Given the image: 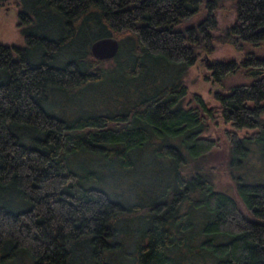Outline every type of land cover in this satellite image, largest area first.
I'll return each mask as SVG.
<instances>
[{
  "label": "trees",
  "instance_id": "1",
  "mask_svg": "<svg viewBox=\"0 0 264 264\" xmlns=\"http://www.w3.org/2000/svg\"><path fill=\"white\" fill-rule=\"evenodd\" d=\"M223 1L12 0L23 44L0 43V264H264V178L232 173L244 211L205 170L182 171L215 144L212 108L196 92L182 103L181 81L213 40L243 56L211 59L212 79L246 77L214 92L220 116L253 128L226 130L228 166L251 146L264 160V56L245 48L264 41V0H230L212 34ZM103 36L117 50L95 58Z\"/></svg>",
  "mask_w": 264,
  "mask_h": 264
},
{
  "label": "rangeland",
  "instance_id": "2",
  "mask_svg": "<svg viewBox=\"0 0 264 264\" xmlns=\"http://www.w3.org/2000/svg\"><path fill=\"white\" fill-rule=\"evenodd\" d=\"M230 0L223 1L221 7L214 9L216 18V28L211 29L212 34H216L219 30L229 25L234 19V11L229 6ZM203 3L200 4L199 11L187 20V23L197 22L203 15ZM17 8L12 0H0V43L21 46L23 44V36L20 32L18 19L16 15ZM213 49L209 53H205L201 49H197V56L194 62L186 67L181 76V81L185 84L186 90L182 98V103H193L192 94L198 93L207 106L212 108L211 116L205 120L206 126L202 134L211 136L215 140V144L204 154L197 158L188 160L183 166L182 171H190L194 167L205 170L209 173L216 188L230 193L239 203L241 208L245 210L244 205L240 201L234 188V174L237 172H248L264 178V160L261 159L255 148L251 146L241 159L240 165L231 169L228 166V140L226 130H233L237 135L250 132L252 127H234L229 120H225L219 113V101L215 97L214 92H223L229 84L245 80L246 77L241 74V70L229 73L223 79L222 83L212 79L208 62L211 59L228 60L234 59L238 61L243 54L238 52L228 43H220L212 41ZM246 49H250L257 56H264V41L257 46L245 44ZM109 58V57H108ZM110 60L103 61L101 65L108 66ZM70 108L71 106H67ZM253 147V148H252ZM252 171V172H251ZM261 171L263 175H261ZM234 173V174H232ZM108 187L116 190H127L128 183L125 179L119 180L115 177H109ZM262 180V179H261ZM264 181V179H263Z\"/></svg>",
  "mask_w": 264,
  "mask_h": 264
},
{
  "label": "water",
  "instance_id": "3",
  "mask_svg": "<svg viewBox=\"0 0 264 264\" xmlns=\"http://www.w3.org/2000/svg\"><path fill=\"white\" fill-rule=\"evenodd\" d=\"M118 47V41L113 36H103L92 40L88 49L95 58H108L115 54Z\"/></svg>",
  "mask_w": 264,
  "mask_h": 264
}]
</instances>
